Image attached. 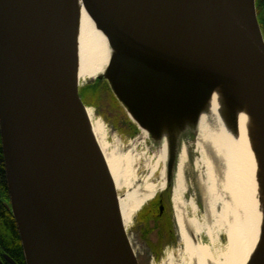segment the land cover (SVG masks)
<instances>
[{
  "label": "water",
  "instance_id": "water-1",
  "mask_svg": "<svg viewBox=\"0 0 264 264\" xmlns=\"http://www.w3.org/2000/svg\"><path fill=\"white\" fill-rule=\"evenodd\" d=\"M83 2L117 50L106 77L117 99L139 126L167 136V183L175 174L176 131L183 124L198 129L210 85L247 88L264 116L256 0ZM71 14V0H0L9 208L26 264H139L85 118ZM256 264H264V249Z\"/></svg>",
  "mask_w": 264,
  "mask_h": 264
},
{
  "label": "bare ground",
  "instance_id": "bare-ground-1",
  "mask_svg": "<svg viewBox=\"0 0 264 264\" xmlns=\"http://www.w3.org/2000/svg\"><path fill=\"white\" fill-rule=\"evenodd\" d=\"M71 8V36L80 88L88 80L108 76V66L117 50L109 35L89 14L83 0H71ZM209 88L199 116L196 141L204 171L189 184L185 170L187 149L183 147L178 155L172 197L180 256L176 259L170 253L161 264H256L264 249V116L247 88L228 83L212 84ZM84 113L89 131L115 183L127 235L136 213L158 190L165 188L166 179L160 187L148 184L142 188L134 184L131 175L136 176L134 163L137 158L133 151L111 150L102 120H95L93 110L86 105ZM130 116L137 121L133 114ZM146 132L142 130L144 135ZM166 137L164 133L159 157L165 161V167L168 160ZM196 166L202 167L198 162ZM163 175H166L165 169ZM190 186L196 198L186 201L185 194ZM122 187H127L126 193L119 192ZM196 200L202 201L204 217L198 214ZM219 202L220 213L215 207ZM222 228L227 243L222 255L218 256L215 245L219 239L217 233ZM204 236L209 237V242H205Z\"/></svg>",
  "mask_w": 264,
  "mask_h": 264
},
{
  "label": "rangeland",
  "instance_id": "rangeland-1",
  "mask_svg": "<svg viewBox=\"0 0 264 264\" xmlns=\"http://www.w3.org/2000/svg\"><path fill=\"white\" fill-rule=\"evenodd\" d=\"M258 15V13H257ZM261 26V25H260ZM98 83L99 98L91 94V86ZM80 95L86 106L94 112L95 120H102L107 130L106 141L110 145V149H118L119 152L126 153L130 150L136 156L134 163L135 177L131 175L133 183L140 184L141 187L148 184L159 186L164 178L166 186L163 190H158L155 197L148 201L143 208L136 213L132 225L127 230V237L131 248L137 258L139 264H161L173 253L176 259H179V237L176 231L175 211L173 203V185L175 174L172 175L170 182L167 183V165L165 161L160 159L162 150V137L160 133L147 132L142 133L141 128L136 121L130 116L125 104L117 99L110 81L106 77L101 79L88 80L80 87ZM180 120L183 117H179ZM184 128L177 130L178 136V155L183 147L187 149V165L185 167L186 176L189 184L194 182V178L204 171L202 157L196 147L198 138L197 129L191 130L190 126L183 124ZM144 132V131H143ZM142 133V136L140 135ZM137 138L139 141H137ZM196 162L199 166L197 167ZM179 164V156L175 171ZM166 170L164 177L163 170ZM134 174V173H133ZM133 187V186H132ZM127 187H122L119 191L121 194L126 193ZM164 197L166 213L163 217L155 218L149 215L152 209H158V203L155 198ZM196 198L193 188L188 187L185 199L189 201ZM196 200L198 203V214L204 217L202 201ZM157 203V204H156ZM156 205V206H155ZM216 210L221 209V204L215 205ZM150 210V211H149ZM220 213V211H218ZM216 217L213 218L215 220ZM216 233L218 230H215ZM219 239L216 242L217 251L215 254L222 255L227 243V235L222 228L218 233ZM216 235V234H215ZM205 242H209V237L204 236Z\"/></svg>",
  "mask_w": 264,
  "mask_h": 264
},
{
  "label": "trees",
  "instance_id": "trees-1",
  "mask_svg": "<svg viewBox=\"0 0 264 264\" xmlns=\"http://www.w3.org/2000/svg\"><path fill=\"white\" fill-rule=\"evenodd\" d=\"M256 3L258 4L259 10L261 11L260 21L264 31V0H258L256 1ZM98 88H99L98 83L93 84L91 86V91H92L91 94H93L94 98L95 97L99 98L100 96L98 94L99 93ZM7 191H8V187L6 183L5 164H4V157L2 152V143L0 138V239L4 241L7 234H9L11 237L14 236L13 238H11L12 241L9 244L12 247L18 246L19 248L20 245H22V242L17 228V224L9 208V205L7 204L6 200L3 198V196H5L6 199L9 197L7 196L8 193ZM156 209L157 208L154 207V209L151 210L149 215H152L153 217L159 219L160 217L156 216Z\"/></svg>",
  "mask_w": 264,
  "mask_h": 264
},
{
  "label": "flooded vegetation",
  "instance_id": "flooded-vegetation-1",
  "mask_svg": "<svg viewBox=\"0 0 264 264\" xmlns=\"http://www.w3.org/2000/svg\"><path fill=\"white\" fill-rule=\"evenodd\" d=\"M258 1V0H256ZM257 5V13H258V20L261 25L262 31H263V26L260 21V14L261 11L259 10L258 4ZM264 34V31H263ZM6 183H7V178H6ZM8 187V184H7ZM7 196H9V190L7 191ZM3 198L6 200L7 204L10 205V196L6 199L5 196ZM158 203V209H156V216L163 217L166 213V208H165V200L164 197H157L155 198ZM14 237V236H13ZM11 237L9 234L6 235L4 241L0 239V264H26L25 257H24V252H23V247L20 245V247H12L9 243L12 241ZM5 244V246H4Z\"/></svg>",
  "mask_w": 264,
  "mask_h": 264
}]
</instances>
